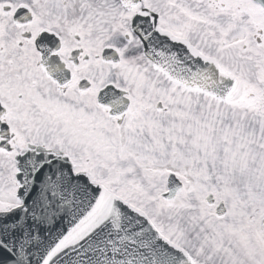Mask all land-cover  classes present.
<instances>
[{"label":"snow or ice","instance_id":"snow-or-ice-1","mask_svg":"<svg viewBox=\"0 0 264 264\" xmlns=\"http://www.w3.org/2000/svg\"><path fill=\"white\" fill-rule=\"evenodd\" d=\"M0 264H264V0H0Z\"/></svg>","mask_w":264,"mask_h":264}]
</instances>
